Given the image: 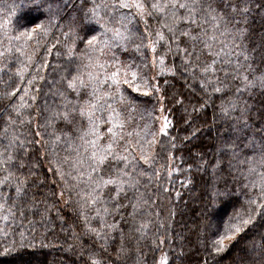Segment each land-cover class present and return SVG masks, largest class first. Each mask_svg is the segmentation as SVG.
I'll return each instance as SVG.
<instances>
[{
    "label": "snow or ice",
    "instance_id": "6c2138e0",
    "mask_svg": "<svg viewBox=\"0 0 264 264\" xmlns=\"http://www.w3.org/2000/svg\"><path fill=\"white\" fill-rule=\"evenodd\" d=\"M22 9L36 15L15 20ZM254 12L264 18V0H0V102L6 101L0 108V257L36 248V236L44 237L58 222L60 231H71L76 242L68 248L79 247L80 255L87 250L91 264H105L92 249L98 246L108 254L117 231L120 243L106 264H149L150 259L151 264H170L165 251L149 257L140 244L153 226L141 215L150 199L141 192V182L147 178L148 185L153 179L159 184L164 168L153 167L154 146L177 148L176 137L165 139L173 126L166 88L155 82L171 55L180 60L179 65L173 60L171 74L179 73L193 96L197 84L202 94L203 102L191 112L182 93L179 99L171 98L175 105H185V126L193 114L214 104L216 95L221 99L214 124L218 119L226 125L211 167L214 173L223 168L227 156L232 179L223 181V191L213 189L209 206L229 197L232 211L209 226L214 238L200 241L201 264H221L232 248L236 253L228 264H264V109L254 114L249 103L257 89L264 94V34L259 44L252 39ZM53 37L55 43H49ZM30 44L34 47L28 52ZM130 44L140 54L139 62L117 56ZM161 47L164 51L157 55ZM41 51L45 57L55 52L63 58V64L54 66L60 75L49 82L43 104L39 81L46 80L47 73L41 72L52 65L47 59L37 62ZM41 116L43 124L37 122ZM57 121L68 131H55ZM198 132L193 128L181 144ZM195 155L197 169L207 170L211 161L203 159L206 153ZM41 159L57 178L59 191L39 193L37 199L44 186L34 180ZM182 160L169 151V177L180 171L171 165ZM230 183L240 195L232 196ZM58 202L73 205L78 218L73 224H67ZM170 228L171 222L157 225L151 237L153 253L173 239ZM85 236L91 241L87 245L80 243ZM176 239L182 258L184 238ZM132 241L135 247L129 246Z\"/></svg>",
    "mask_w": 264,
    "mask_h": 264
},
{
    "label": "trees",
    "instance_id": "16d2710c",
    "mask_svg": "<svg viewBox=\"0 0 264 264\" xmlns=\"http://www.w3.org/2000/svg\"><path fill=\"white\" fill-rule=\"evenodd\" d=\"M11 3L12 0H9ZM36 13L28 9H22L18 12L17 17L14 19L26 20L31 19ZM250 30L252 33V39L256 44L260 43L259 37L261 34H264V18L261 17L258 13H253L250 17ZM49 43H55V37L49 41ZM34 45L30 44L26 51L31 52V49ZM82 47V45H81ZM164 48L161 47L157 55L162 53ZM117 56L122 60H137L139 62V53H136L133 49L132 44L128 46L127 50L118 51ZM152 54L148 53V59L151 61ZM47 59L50 62V67L43 69L41 74L46 75V80L39 81V84L42 85L43 91L40 95V103L43 104L45 101L44 93L49 91L50 83L53 80L59 78L60 72L54 67L57 64H63V58H57L55 52L45 57L44 52L41 51L38 54L37 62L43 63V60ZM175 60L176 65L180 64L179 58L173 57L171 55L167 56L165 59L163 67V74L157 77L155 82H158L162 89L166 88V91L163 94L167 97V108L171 109V114L169 116L173 121V126L170 129L169 137L165 139H170L171 137H176L177 148L175 150L171 149L170 146H166L163 143L160 145L154 146V151L157 153L156 162L154 168L164 165V168L161 170V181L157 184L156 180L153 179L151 185H148L147 178L141 182V192L145 193V198L149 199V206L145 207L142 216L150 218L153 221V226L149 232V236L146 240L142 241L140 248L142 251H146L149 254V257L155 256L159 257L162 251H165L168 255L170 264H201V261L204 260V249L200 241L204 238H214L210 236L209 226L215 225L217 222L221 221L222 217H226L228 213L232 211V200L229 197H223L217 200L214 206H209L212 204V192L213 189L224 190L225 184L224 180L231 181V176L228 175V157H223L224 166L223 168L217 170L215 173L211 167L212 163H215L214 152L218 143V136L221 134V129L225 128L226 125L220 123L219 120H216L214 124V111H218L217 107L220 103L221 97L216 95L214 97V104L210 102V106L204 109L201 112L193 114V120L190 125L187 127L184 124V120L188 118L185 114L184 108L185 105H175L172 101V97L176 96L179 99L180 94L182 93L186 98V104L191 112L193 105L199 107V104L203 102L201 99V92L199 85H196V95L191 94V90L184 87V78L177 73L175 76L171 74L169 69ZM10 63H12L10 61ZM17 65L12 63V67L15 68ZM158 65L156 71L160 70ZM264 68V65L260 66ZM154 72H149L148 75H154ZM7 79V77H5ZM165 81H168V84L165 85ZM15 86L14 83L12 85ZM52 97L49 96L48 100L51 101ZM264 94H262L260 89H257L253 94L252 99L249 103L254 104L253 113L255 114L258 110L264 109ZM151 98H149V103H151ZM5 102H0V108L3 107ZM32 112L35 113L36 109L33 108ZM44 116H41L37 121L40 124L44 123ZM259 125H257L258 127ZM3 127V124H0V128ZM193 128L199 129L198 134L194 139H189L187 142L181 144L183 137L188 136ZM61 129L68 131L64 127L62 121H57L55 126V131L59 132ZM49 129L48 131H51ZM35 131V129H33ZM43 131V129H41ZM47 139V136H45ZM172 151L176 157H183L182 161L174 162L171 167L178 168L180 171L173 172L171 177L168 176V153ZM206 153L203 155L204 160H209L211 163L208 165L207 170L202 171L197 169L196 164L199 162L196 158V153ZM39 155V153H36ZM142 163V162H141ZM40 167L36 169V175L34 180L39 183L40 181L44 182V186L39 189V192L36 193L37 199L40 198L39 193H47L52 191H59V188L54 183L57 179L51 173L48 172L47 161L41 159L39 161ZM188 165H192L190 170ZM147 168V165L143 166ZM183 179H188L187 184L181 183ZM232 191V196L235 197L240 195L235 192L236 185L229 184ZM151 189L149 191L148 189ZM168 188L169 191L165 192L164 189ZM33 192H36V189L33 188ZM179 193V195H177ZM240 199L243 200V196H240ZM55 202V201H53ZM57 208L61 210V215L64 216L67 224H73L78 218L74 216L72 212L73 205L64 207L62 202L56 203ZM238 206V205H237ZM131 209L129 208V211ZM148 213H151L148 217ZM159 214V216H157ZM53 218H55V213H52ZM116 220H119L120 217L116 216ZM171 222L170 232L173 237L171 241H167L162 248H158L155 253L151 251V237L152 234L157 231L158 224H167ZM67 226V225H65ZM76 230L80 231V226L77 224ZM43 231V229H41ZM125 233L128 232L127 227L124 228ZM201 233L203 235L201 236ZM164 234V230L161 229L160 235ZM177 236L184 238L183 241V257L178 258L177 253L181 251V244ZM12 237H9L11 240ZM18 240V237H16ZM115 244H111L109 247L108 254H114V249L119 246L120 235L117 231L113 236ZM91 241L87 236L83 237L80 243L85 245L89 244ZM37 247L36 248H24L20 250L19 255L13 257H0V264H85L87 261L88 264H91L89 259L90 253L86 250L80 255L79 247L69 249V244H74L71 239V231L65 233L60 231V224L57 222L54 229L49 230L44 237L40 235L36 236ZM47 245L46 247H41ZM244 241H240L242 245ZM129 246L135 247L134 241L129 242ZM239 246V245H238ZM92 252L96 254V257L105 261V264L108 259V254L104 253L102 250L93 248ZM236 253V248H232L227 255L222 256L221 264H228L230 257L234 256ZM134 259V257H133ZM131 264V260L129 261ZM151 264V259L149 260Z\"/></svg>",
    "mask_w": 264,
    "mask_h": 264
}]
</instances>
